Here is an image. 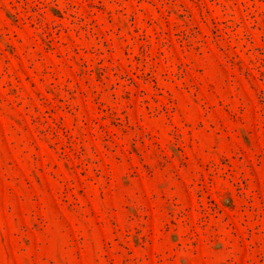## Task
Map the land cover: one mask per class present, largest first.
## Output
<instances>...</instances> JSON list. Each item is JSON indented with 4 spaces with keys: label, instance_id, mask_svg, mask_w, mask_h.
Segmentation results:
<instances>
[{
    "label": "rangeland",
    "instance_id": "1",
    "mask_svg": "<svg viewBox=\"0 0 264 264\" xmlns=\"http://www.w3.org/2000/svg\"><path fill=\"white\" fill-rule=\"evenodd\" d=\"M0 264H264V0H0Z\"/></svg>",
    "mask_w": 264,
    "mask_h": 264
}]
</instances>
